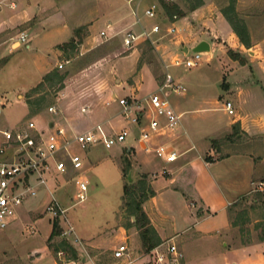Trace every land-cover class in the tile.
<instances>
[{
  "label": "rangeland",
  "instance_id": "obj_1",
  "mask_svg": "<svg viewBox=\"0 0 264 264\" xmlns=\"http://www.w3.org/2000/svg\"><path fill=\"white\" fill-rule=\"evenodd\" d=\"M25 1V5L30 7L32 11L39 5L41 12L45 6L49 8V5H45L46 2L55 3L63 8L62 12L65 14L67 22L65 24L66 27L61 28L53 21L58 17L53 12L54 10H46L45 13L43 12L45 16L42 18L41 24L33 29L28 30L24 24H13L9 28H0V43L11 51H8L9 54L5 51L0 55V61L3 60L0 66V129L20 127L28 119L33 120L35 125L45 134L54 129L49 126L52 121H57L59 125L67 127L69 126L68 123H71L72 127L76 129L87 126L90 123L88 118L92 116V111L90 114L82 112L81 107L88 105L89 109L90 104L84 102V104L79 106V109L77 107L80 103L79 100L83 96L88 95L90 91L96 94V91H99L98 89L101 87L103 89L105 85H108L115 89L116 97L131 96L141 98L156 89L162 82L165 73L168 72L174 81L181 83L185 87V91L179 94L166 91V97L172 105L177 106V111L187 109L180 117L177 133H181V127L184 126L188 135L190 134L192 138L198 140L200 149H202L201 145L204 143L203 136H206L208 140L212 138L209 140L211 141V146L219 145L218 148L215 146V153L220 155L234 148L245 153H251L255 159L261 160V177L263 176L264 0H236L235 2L238 16L245 22L249 33L251 42L249 48H245L239 42L237 36L234 35V40L227 42V44L225 43L224 46H219L220 49H218V46L214 48L212 45L211 53L207 51L199 52V58L195 66L185 64V60L192 58L194 53L190 51L187 55H184L182 51L177 50L179 45L176 47L174 40L175 37L180 35L185 38L189 48H191L192 42L189 38L193 37L196 31L192 30V28H185L175 33L174 31L169 32L167 29L168 27L169 29L171 28L169 26L171 25V20L166 16L159 0H154L153 2L158 4L161 12L157 13L156 10L155 18L150 19L147 17L146 19L151 22L148 25L142 26L143 24L140 23L141 30L146 27V30L149 31L152 25H157L158 31L155 33L151 32L146 39L143 38V40H148L149 43L142 41L141 44L139 43L131 48H126L122 45L123 33L126 29L139 33L140 29L138 30V28L134 30L127 25L123 27L115 25V29L118 31L114 35L107 27L102 28L108 36L112 35L107 40L98 34L100 32L99 29L105 26L103 24L108 13V7L116 0ZM135 1L137 0H132L131 4L133 5ZM140 1L143 6L151 3V0H139L138 3ZM20 2L22 0H0L2 14L8 15L12 12V9L16 10L17 4ZM176 2L185 9L184 4L180 0ZM213 2L219 9V5H224L226 0H213ZM10 3H13L14 6L11 7ZM140 10H143V8ZM41 15L38 13L31 17L28 22L32 20L33 22L28 25L36 23ZM85 16H91L95 19L91 29L94 32L90 33L87 30V25H80L82 26L80 30L81 39L80 41L78 40L77 47L73 51H69L68 62L65 63L64 59L66 57H64L62 52V55L55 60V64L57 62L58 64L62 63V66H59L60 71L67 70L68 72L64 80V86L55 93L51 90V93L46 95L47 100L50 101L47 106L32 117H27L28 109L20 100L24 101L26 91L40 81L42 77H39L40 63L48 62L49 59H56L53 50L49 49L48 41L52 42L55 39L66 40L68 37L67 41H70L75 37L74 29L78 27H72V25L81 23L80 19ZM222 18L229 25L223 15ZM77 19H79V22H76ZM163 19L164 23L163 21L160 22ZM176 19L178 18L176 17ZM176 26H179V24L177 23ZM215 26L221 29L223 24L217 21ZM195 27V29H198L197 25ZM58 29H66L67 31L63 32ZM22 31L26 33L30 47H26V43L23 42H20L21 45L17 47H11V43L18 39V34ZM207 36L209 40H212L211 36ZM75 38L76 40L78 39V37ZM139 39H142V37ZM229 48L233 51L241 52L245 58V63L241 64L238 60H233L227 53ZM75 91L76 93L71 99L70 92L74 93ZM226 100H230L232 103L233 114H228L224 110L223 106ZM108 101V104L105 101L108 108H113L116 105V109L119 110V106L115 101ZM103 104L104 100H94L95 108H103ZM143 104L145 113L140 119L142 120V126H146L153 113L145 101H143ZM50 105L56 106V113L47 111ZM239 115L248 121L250 134L239 127L242 132L236 134L239 140L235 138V141L234 139L227 141L224 138L227 135L225 134L226 131H228L226 124ZM101 117L97 120L93 119L92 123L100 121ZM160 117L162 120L164 119L162 116ZM65 126H63L65 130L70 132L67 134L71 136V129ZM121 126L131 131L130 135L124 141L115 142L109 148H105L101 144H94L89 151L85 152V149L80 150L75 145L70 147V150L82 154L85 160L82 168L78 169V171H82L83 174L80 175L85 177L88 182L86 198L78 201L76 197L77 186L74 184V178H70L69 175H59L58 178H62V180L59 181L60 183L56 182L57 187L60 186L55 190L57 199L53 193L45 207L40 206L41 204L36 205L38 209L43 208L37 222L32 221V224L30 221L18 219L12 221L5 228H0V264H74L77 261H80V264H118L112 258L111 250L121 243L127 244L129 250L132 251V256L139 257L134 264H140L143 260L149 258L147 255L144 257L142 255L148 252L143 251L141 248L138 230L129 223V215L120 210L123 188L126 184L137 181L138 176L141 174H152L155 169L160 168L159 170L166 174V167L167 169L171 168L177 162H181L183 159L195 154V151H190L188 154L181 156L176 163H172L173 165L164 163L153 151L141 149L135 139L138 134V128L127 119L124 120L118 115L116 119L112 118L109 123L107 122L103 125L104 129L110 134H112L111 128L117 130ZM231 132L232 129L230 130ZM184 139L186 143L180 148L173 142H169L167 145L174 147L173 149L177 152L190 145V140L186 135H184ZM128 144L133 147L131 151L126 149ZM124 159H127L130 163V169L126 175L122 170ZM161 165L162 168L160 167ZM194 165L196 166L195 170L191 169L193 168L191 165V167L189 166L190 169L186 167L187 170L184 173L190 174L189 172L196 171L208 174L209 171L213 170V166L206 167L200 160ZM129 174L130 178L128 177ZM80 175L76 174L75 177ZM149 178H147V182ZM41 186H36L37 193L30 201H42L44 194H47V198L50 196L46 188ZM186 190L188 193V189ZM253 193L254 191H251L244 195L246 200L243 201V206L250 204ZM47 198H44L45 202ZM201 198L198 194H191V192L181 194L179 192L175 193L170 187L168 190H160L159 187L154 202L155 206L161 211V213L158 212L156 214L157 218L159 217L158 221L166 228L165 231L162 229V232L164 231L168 235L173 233L171 224L173 214L176 216L177 227L181 229V225L184 222L182 223V220L177 218L178 214L188 215L193 209L196 210L198 208L197 205H201ZM189 201H193L197 205L190 207L188 206ZM263 202L264 196L262 205H260L259 201L255 202V208L251 209L249 213L250 220L241 224V234L238 228L235 227L230 231V234H233L231 239L228 237L226 239L225 237L221 243L219 241L218 244L216 241L215 243L197 241L184 244V254L186 260H189L186 264H224L219 252L228 249L224 245L225 241H227L228 246L263 242L264 229L262 228V240H260V227L255 225L262 217ZM51 203L56 204L55 213L49 212L46 208ZM218 215L214 218L216 224L213 226V230L218 232H212L213 236L216 235V237L218 235L224 236L223 229L215 226L220 220ZM53 218L58 219L62 232L59 236L52 238L49 246L47 235ZM71 224L75 225L73 226L74 228L72 227L73 231L69 230ZM121 227L122 235L125 233V238L123 239L118 238L121 236L119 235ZM154 229L156 230L155 227ZM178 231L180 230L178 229ZM246 236H248V242L245 240V238L247 239ZM62 238L67 239L74 246L78 253L77 260H66L64 253L58 254L53 251L52 245ZM197 240H202V237ZM256 253L261 255L260 262H248L246 264H264V254L261 251L251 252L250 257L258 259L255 256ZM246 256L247 254L244 255L241 251L235 253V255L232 251L229 254L227 253V259L230 263L233 260L239 262L240 258L245 259Z\"/></svg>",
  "mask_w": 264,
  "mask_h": 264
},
{
  "label": "crops",
  "instance_id": "obj_2",
  "mask_svg": "<svg viewBox=\"0 0 264 264\" xmlns=\"http://www.w3.org/2000/svg\"><path fill=\"white\" fill-rule=\"evenodd\" d=\"M27 1H29V0H27ZM66 1L67 0H65V2ZM138 1L139 0L135 1V3L132 5L131 4L132 0H116L113 4H111L110 7H108V9H107L108 13L104 19L105 23L103 24L105 26L101 27V29H99V30H102V28L107 27V29L109 31H112L111 33H115L116 31H118L115 29V25L120 26V27L127 25L129 28H132L134 30L138 28V30L140 29L139 32H141V24H143L142 26H145V25H148L149 23H151L149 20L146 19L147 16L144 15L145 8L148 7L150 4L149 5L145 4L143 6V5H141V1L139 3H138ZM153 1L154 0H151V3ZM25 3H26V1L22 0V2L17 4L16 10H13L11 8L12 12H10L8 15L2 14V12L0 10V28H3V29H5V27L9 28L13 24H15V25L24 24L28 30L33 29V28H35L41 24V22H42L41 20L45 16V15H43V12L45 13L46 10H51V11L54 10L53 12H55L56 15H58V17L53 20L54 23L61 26V28L66 27L65 24H66L67 20H66L65 14H63V12H62L63 8L60 7L59 5L52 3V2H46L45 5H47V6L49 5V8H47L45 6L43 11L41 12V8L39 7L38 4H36V5H38L36 7V9H34V11H32V10H30L31 9L30 7H27L25 5ZM142 8H143V10H140ZM134 11L136 12V15L138 17V21L135 20V17L133 14ZM140 12H142V13L140 14ZM158 12L159 13L161 12L160 7H158V9H157V13ZM38 13L42 14L40 19L36 23H34L32 25H28L27 22L31 19V17H33L34 15H37ZM79 19H77L76 22H79ZM80 20H81V23H79L77 25H72V27H77V26L79 27L80 25H87V30L90 33L94 32L91 30L93 28V25H94L93 20H95V19H93V17L85 16L84 18H82ZM161 21H163V23H164V19L160 20V22ZM217 21H220L223 24L221 29H218L215 26V22H217ZM224 21L225 20L222 18L220 10L216 7L213 0H203V3L200 6L189 11L184 16H182L178 19H175L174 21H171L170 22L171 25H169V26L174 27V33L178 32L179 30H183L185 28H187V29L192 28V30H195L196 32L194 33L193 37L189 38V39H191V42H192L191 48L195 44H197L199 41L205 40L209 44V50L207 52L211 53L210 51H211L212 45L214 46V48L217 46L218 47L224 46L225 43L227 44V42H231L234 40V38H233L235 35L234 32L232 31L230 25H228ZM177 23L179 24V26H176ZM196 25L198 26V29H195ZM168 29H169V27H168ZM58 30L65 32L66 29L65 30L64 29H58ZM145 30H146V27H145ZM205 35L211 36L213 41L209 40L208 36L206 37ZM68 39H69V37H68ZM68 39H66V40L55 39L52 42L48 41L49 49L53 50V53L55 54L54 57L56 59H49L48 62L45 61V62L40 63L39 77L42 76L43 74H45L46 72H48L49 70H51L53 67H55V65H58V62L55 64V62H56L55 60H57L62 54H61V51L59 49H57L56 45L60 44L62 42H66ZM16 41L11 43V47H17L18 45H21L19 41H17V42ZM29 41H30V39H29ZM142 41H146L145 43H147V40H143V38H142V39H139L138 42L136 41L135 45H137L139 43L141 44ZM174 44L176 47L178 45L180 46V47L179 46L177 47V50H182L184 47H186L187 49H191V48H189L185 38L180 36V35L178 37H175ZM229 45H231V44H229ZM29 47H30V43H29ZM218 49H220V47ZM5 51L7 54H9L8 51H10V49L8 47H5L4 44L0 43V55L2 53H4ZM210 57H211V54H210ZM38 58H40V56H38ZM98 90L99 91H96V94H94L93 92L90 91L91 93L89 92L88 95L83 96V98L79 100L80 103H79L77 108L79 109V106L84 104V102L85 103L87 102L88 104H90V107H89V110L87 111V113L90 114L92 111V113H91L92 116L88 118V121H90L89 125L83 126V127H78L77 129L73 128L71 123H68L69 129H71L70 130L71 134H72L73 130L81 131V130L86 129L87 127H89V126H91L97 122H104V125H105V123H107V122L109 123L112 120V118L116 119V117H117L116 114L118 111V109H116V105L113 108H111V107L108 108L105 104V101L110 100L112 98L113 94L116 96L115 89L113 87H109L108 85H105L103 89L101 87ZM70 93H71L70 98L73 99L76 91L74 93L73 92H70ZM177 94H179V93H177ZM94 100H96V101L104 100L103 108H100V107L95 108L94 107ZM20 101L23 102L27 108V104H26L25 100L23 101L21 99ZM171 106L174 109V111L180 115V117L187 110V109H183L181 111H177V109H176L177 106H174L172 104H171ZM90 108H92V110H90ZM74 109H76V108L74 107ZM78 109H77V111H78ZM100 116H102L100 121H97V122L94 121L95 123H92L93 119L97 120ZM27 121L28 120H26L23 124H25ZM160 121L163 123L164 119L162 120V118H160ZM52 122L54 124H59V122H57V121H52ZM235 122H238L240 129H242L246 133L250 134L249 130H248V128H249L248 127L249 124L247 123L248 121H246V119H244V117H241V115L237 116L236 118L232 119L231 121H229L226 124L228 131H226L225 134L228 135V133H230L231 125ZM63 126H65V125H63ZM36 127L39 129L38 126H36ZM65 127H67V126H65ZM6 128H10V127H6ZM6 128H4V129H6ZM181 128H182L181 133H177V130L174 132H170L166 128H162L158 133L154 134L151 137L150 142L154 145L159 144V143L173 142L176 146H178L180 148V146H183L186 143V140L184 139V135H186L189 138L190 145H187L183 149L178 150L176 152L177 157L174 161L164 162V163H168V164L170 163L171 165L176 163V161L181 156L188 154L190 151H195V154H193L190 157L183 159L181 162H177V164L173 165L169 169H167V167L165 168L163 165V167L165 168L166 174H163L162 171L159 170L160 168L155 169L152 172V174H147V178H149V176H151V178L148 179V182H149L151 189L153 190V195L148 197L143 202L142 207H143V210L146 213L147 217L149 218L150 223L156 228V232H157L160 240L162 241V240H165L167 238L172 237L173 241L177 244L178 248L183 252L182 264H186L187 261H189V260L188 259L186 260V256L184 254V248H183L184 244H187L188 242L195 243L197 241H202V242H207V243H209V242L215 243V241H216L218 244V241H219V243H221V241H224L225 237H226V239H227V237L229 239H231L233 234L232 235L230 234V231L232 228L229 225V220H228V215H227V207L229 205H231L234 201H236L240 196L246 195V194L250 193L251 191H253L256 183H258L259 181L260 182H264V181L262 180V177H261L262 171L260 168L262 162H261V160L258 161L257 159H255V157L251 153H248V152L245 153L244 151H240V150L234 148V149H231L230 151H225V153H222V155H220L218 153H215V148L213 146H211V141H209V140L212 138H210L208 140V138L206 136H203V138H202L204 143L201 145L202 149H200L199 144H198V140H196V138H192L190 134L188 135V132L184 126ZM66 133H70V132L66 131ZM205 138H207V139H205ZM3 144H4L3 138L0 135V146ZM129 145H131V144H128L126 146V149L128 151H131L133 147L130 148ZM91 147H92V145L89 146L87 149H85V152L89 151ZM170 147H172V146H170ZM172 148H174V147H172ZM9 152H10V150L7 149L6 153L9 154ZM80 155L83 158V155L82 154H80ZM220 156H222V157H220ZM2 158H5V156L0 155V159H2ZM199 160L206 167H209V166L212 167L213 166V170L209 171L208 174L207 173H199L196 171H191V172H189L190 174L184 173L187 170L186 167H189V166L191 167V165L193 166V168H191V169L195 170L196 166L194 164L198 163ZM83 161H85L84 158L82 160V165H83ZM160 167L162 168V165ZM190 167H189V169H190ZM76 174L80 175L83 173H82V171L79 172L78 170H73L70 168H68L67 172L60 173L57 170H55L53 168V166H51V169L44 174V177L46 179V186H41V187L46 188V190L48 191V194H50V196L48 198H47V194H44L45 195L44 198H47L46 202H45L44 198H43L44 200L42 199V201L37 199L38 202L30 201L33 197L24 200L17 207L14 215L9 218L7 225H9L12 221H15L18 219L30 221L32 224H33V222H37L39 220L38 217H40L42 214L43 208L38 209V208H36V205L41 204L40 206L45 207V204L50 200L53 193H54L53 195L56 198L55 190L60 187V186L57 187L58 185L56 184V182H59L60 180H62V178H58V176L59 175H63V176L69 175L70 178H75ZM73 175H74V177H73ZM80 177H83V176L80 175ZM83 178L86 179L85 177H83ZM159 187H160V190L161 189L162 190H166V189L168 190L170 187L173 189V191L175 193L179 192L181 194H188L189 192H191V194H198L199 196L202 197L201 198L202 200L200 199L201 205H197L195 202L189 201L188 206L191 207V206L197 205L198 208L196 210L193 209L192 211H190L188 215L186 214L188 218L186 217V215H183L181 213L178 214L177 218L179 220H182V223L184 222L181 225V229L179 227H177L176 219H175L176 216L174 214L172 215L171 224H172V228H173L172 229L173 233L171 235H168L167 233L164 232L166 230V228L161 223H159V221H158L159 217L157 218V216H156V214L158 212L161 213L160 209L157 206H155V202H154L156 200V194L159 190ZM186 189H188V191H189L188 193H187ZM59 201H61V200H59ZM62 201H63V199H62ZM218 213H219V215H218ZM217 215L220 217V220H219V223H217V225H215V226H217V228L223 229L224 236L218 235L216 237L215 234H214L215 236H213L212 232H215V233L218 232V231L213 230V226H214V224H216V220H214V218H216ZM71 226L73 227L75 225L71 224ZM51 227L52 226H50V231H51ZM162 229H164L163 232H162ZM178 229L180 231H178ZM50 231H49L48 235L50 234ZM48 235H47V237H48ZM119 235H121V236H119L118 238H122V239L125 238V233L122 235V227H121ZM201 237H202V240H197L198 238H201ZM214 237H216V238H214ZM260 240H262V238ZM224 245L226 247H228V249L222 250L219 252L224 264H231V263L232 264H246L248 262L259 263L261 255L256 253L255 256H257L258 259H252L250 257L251 252L255 253V252L261 251L264 254V241L263 242L260 241L259 243H256V244H250L249 243V244H245V245H241V246H235V245L228 246L227 241H225ZM230 251L234 252V255H235V253L241 251L242 254H244V255L247 254V256L245 257V259L240 258L239 262L233 260L230 263L227 259V253L229 254ZM76 263L80 264L81 262L80 261L74 262V264H76ZM65 264H67V263H65Z\"/></svg>",
  "mask_w": 264,
  "mask_h": 264
},
{
  "label": "built area",
  "instance_id": "obj_3",
  "mask_svg": "<svg viewBox=\"0 0 264 264\" xmlns=\"http://www.w3.org/2000/svg\"><path fill=\"white\" fill-rule=\"evenodd\" d=\"M174 1V0H166ZM13 7L14 4L10 3ZM158 4L150 3L144 10V15L148 18L156 16ZM135 20L138 21L136 12H133ZM175 17V16H174ZM158 26L153 25L149 31L142 29L141 32L135 33L131 29H126L122 36V45L131 48L135 45L140 37L146 39L151 32H157ZM169 32L174 31V27L168 29ZM99 35L104 39L112 37L104 30H100ZM114 35V33H113ZM19 42L26 43L29 47L27 35L24 31L18 34ZM182 51V50H180ZM191 49L182 51L187 55ZM192 58H187L185 64L195 66L199 58V52H193ZM68 60H65L67 63ZM58 66H62L59 63ZM181 93L185 90L184 86L174 81L172 76L166 72L162 82L152 92L141 98L131 96H119L114 94L110 100L118 104L119 115L122 119L128 120L135 124L138 128L136 140L141 149L153 151L157 157L164 162H172L176 159V151L167 145V143L151 144V137L158 133L162 128H166L170 132L177 130L180 122V115L172 108L169 99L166 97V91ZM145 101L153 113L148 125L142 126L140 117L145 113ZM109 101L106 103L108 104ZM228 114H233L232 103L226 100L223 106ZM88 105L81 107L82 112L88 111ZM50 113H56V106L50 105L47 108ZM85 113V114H86ZM160 116L164 118L163 123ZM103 122H97L84 130L72 131L71 136L66 133L63 126L59 124L49 123L50 128H54L48 133H43L38 129L33 120L28 119L25 124L12 128H1L0 135L4 144L0 146V155L5 158L0 159V228H5L8 220L14 215L17 207L28 197H34L37 193V185L46 186L44 174L51 169V166L60 173L67 172L68 168L78 170L82 168V157L77 151L70 150L75 145L80 150L87 149L94 144H101L105 148H109L115 142H122L130 135L126 127H119L117 130L111 128L112 134L108 133ZM130 148L132 147L129 145ZM9 149V154L6 150ZM74 184L77 186L76 197L78 201L86 198L87 180L83 177H75ZM253 191H260L264 196V182H258ZM49 212H56V204L51 203L46 206ZM262 228L264 229V202L263 213L261 217ZM69 230L73 231L72 226ZM59 253H64L59 251ZM148 259L143 260L140 264H182L183 252L178 248L173 238L162 240L152 249L148 251ZM111 256L118 264H134L139 259L138 256H132L127 244L121 243L111 250Z\"/></svg>",
  "mask_w": 264,
  "mask_h": 264
},
{
  "label": "trees",
  "instance_id": "obj_4",
  "mask_svg": "<svg viewBox=\"0 0 264 264\" xmlns=\"http://www.w3.org/2000/svg\"><path fill=\"white\" fill-rule=\"evenodd\" d=\"M161 3V6L166 14V16L171 20L174 21L177 18H180L184 16L187 12L195 9L199 5L203 3V0H180L184 6L185 9L180 6L175 1H166V0H159ZM235 2L236 0H226L225 4L219 5V10L222 13V15L225 17L227 22L229 23L232 31L237 36L239 42L245 47L249 48L251 46L249 33L246 27L245 22L242 20L241 17L238 16V13L235 9ZM175 16V17H174ZM33 22H27V24ZM82 29V26H79L74 29V36L78 37L76 40L75 37H73L70 41L62 42L60 44H57L56 47L59 49L64 57H66L64 60H68V54L69 51H73L78 45V40L80 41L81 35L80 30ZM147 43L148 40H147ZM228 55L233 60H238L241 64L245 63V58L241 52L233 51L232 49H227ZM3 63V60L0 61V66ZM67 70L60 71L59 66L53 67L51 70L46 72L42 75L40 81L31 87L29 90L25 93V102L27 104V117H32L33 115L37 114L40 110H42L47 104L50 102L47 100L46 95L51 93V90L54 91V93L62 89L64 86V80L67 77ZM232 132L226 135L224 138L228 141H232L235 138L239 140V138L236 136L237 133H240L239 130V124L238 122H235L231 125ZM242 133V132H241ZM218 148L219 145H214ZM222 157V156H220ZM130 169V163L127 159H124L122 170L126 173ZM262 180L264 181V174L262 176ZM153 195V190L151 189L149 183L147 182V174H141L138 176L137 181L130 182L125 185L123 188L122 193V202L120 205V210H123L124 213L128 214L129 216V223L135 226V228L138 230V236L140 240V245L143 251L148 252L150 249H152L155 245H157L161 240L154 229V227L151 225L149 218L147 217L146 213L143 210L142 204L143 202ZM243 197V199H242ZM240 199H237L234 201L231 205L227 207V215L229 220V225L233 229L235 227L238 228L239 233H242V226L241 224L248 222L250 220L249 213L251 209L255 208V202L259 201L260 205H262L263 201V194L260 191H255L250 199V204L246 206V204L243 206V201L246 200L243 196L239 197ZM132 216H134V220H132ZM256 226L260 227V234L259 239L262 238V223L261 218L258 220L255 224ZM51 231L50 234L47 237L48 245L50 246V241L55 236H59L62 232L61 227L59 226L58 219L53 218L51 221ZM126 227H128L126 225ZM242 237V236H241ZM245 238L246 242H248V236ZM53 251L58 253L59 251L64 252L65 259L66 260H77L78 259V253L74 246L69 243V241L65 238H62L58 240L53 245Z\"/></svg>",
  "mask_w": 264,
  "mask_h": 264
},
{
  "label": "water",
  "instance_id": "obj_5",
  "mask_svg": "<svg viewBox=\"0 0 264 264\" xmlns=\"http://www.w3.org/2000/svg\"><path fill=\"white\" fill-rule=\"evenodd\" d=\"M209 50V44L205 40L199 41L197 44H195L192 48V52H202V51H208ZM182 51H187V48L184 47ZM130 178V174L128 176ZM132 219L134 220V216H132Z\"/></svg>",
  "mask_w": 264,
  "mask_h": 264
}]
</instances>
